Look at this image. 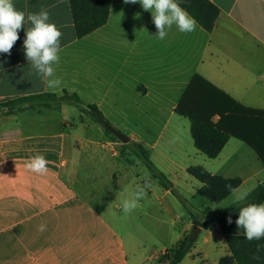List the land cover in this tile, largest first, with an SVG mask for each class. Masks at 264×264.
<instances>
[{
  "label": "crops",
  "instance_id": "0c3cea01",
  "mask_svg": "<svg viewBox=\"0 0 264 264\" xmlns=\"http://www.w3.org/2000/svg\"><path fill=\"white\" fill-rule=\"evenodd\" d=\"M209 1L219 10L210 33L198 25L182 33L173 25L160 40L151 12L140 3L111 0L106 24L78 39L68 0H13L26 13L47 9L62 31L59 62L53 65L61 84L47 87L27 61L23 41L31 25L26 22L11 54L0 53V103L48 91L77 94L129 142L146 148L171 190L194 205L189 216L169 190L152 181V199L146 200L152 204V227L161 229L163 239L152 233V249L146 250L119 229V192L96 207L78 189V167L95 141L103 142L105 151L118 142L101 137L100 126L74 106L0 115V264H159L193 226L200 232L179 264H218L229 255L217 224L203 211H222L241 192L252 191L264 181V164L233 138L215 159L206 158L191 137L178 136L179 119L188 128L189 122L174 109L192 77L199 76L240 105L264 110V0ZM37 154L48 161L46 174L24 167ZM199 165L211 175L239 178L241 185L219 203L201 202V184L186 172ZM215 240L221 242L218 252Z\"/></svg>",
  "mask_w": 264,
  "mask_h": 264
},
{
  "label": "trees",
  "instance_id": "16d2710c",
  "mask_svg": "<svg viewBox=\"0 0 264 264\" xmlns=\"http://www.w3.org/2000/svg\"><path fill=\"white\" fill-rule=\"evenodd\" d=\"M178 2L205 32L212 31L219 14L214 4L209 0H178ZM68 4L76 37L81 39L106 24L111 0H68ZM59 105L76 107L81 114L93 119L107 137L120 144L103 127L101 121L107 124L109 122L94 105L86 106L77 94L65 90L59 94L48 91L0 103V115L7 117L32 109H48ZM174 112L188 120L194 148L206 158L215 159L226 142L233 138L251 148L259 161L264 164V110L244 107L201 77L194 76L178 99ZM214 116L218 117L217 122H213ZM126 149L131 150L154 174L161 188L174 194L170 182L150 161L149 151L146 148L132 142L120 144L121 154ZM186 172L201 184L197 194L213 203L221 202L232 193L225 187L226 185L230 184L233 189L241 185L239 178L211 175L201 166H190ZM179 201L185 206L188 215L192 216L185 203L180 199ZM252 203H264V181L258 183L243 201L232 203L219 212H213L210 208L203 211L217 224L229 252V255L221 258L218 264H264V238L249 241L245 238L244 229L237 228L235 224L239 209ZM229 215L233 221L231 224L228 223ZM188 237L189 235L185 236L174 248L167 251L160 258L159 264H179L195 242V240L189 242Z\"/></svg>",
  "mask_w": 264,
  "mask_h": 264
},
{
  "label": "clouds",
  "instance_id": "9594fccd",
  "mask_svg": "<svg viewBox=\"0 0 264 264\" xmlns=\"http://www.w3.org/2000/svg\"><path fill=\"white\" fill-rule=\"evenodd\" d=\"M125 4L140 3L145 11H150L152 21L156 28V36L164 40L167 29L173 25L182 33H191L196 30L197 21L188 11L180 6L178 0H123ZM29 22L31 27L25 29ZM25 29L23 48L27 61L35 72L49 88L60 86L61 80L55 78L54 64L59 62L58 53L61 50L62 31L53 22L50 14L42 8L38 13L17 10L13 0H0V53L11 54V49L19 39V30ZM48 161L43 155L37 154L25 161L24 167L37 174H46ZM152 187L149 178L145 177L143 186L130 198L124 199L122 208L125 214H130L139 206V201L146 197V189ZM230 192L237 190L232 186H225ZM248 193L241 192L236 196L237 201L246 199ZM232 217L229 215L228 223ZM237 228L244 229L245 238L249 241L264 238V203L248 204L239 209L238 218L235 220ZM44 230V226L40 227Z\"/></svg>",
  "mask_w": 264,
  "mask_h": 264
},
{
  "label": "rangeland",
  "instance_id": "374dc122",
  "mask_svg": "<svg viewBox=\"0 0 264 264\" xmlns=\"http://www.w3.org/2000/svg\"><path fill=\"white\" fill-rule=\"evenodd\" d=\"M179 120L180 121H178L176 128L178 136L181 137V140L183 141H190L189 128L185 123L187 121L183 119ZM180 122L184 125H181ZM99 130V133L103 135L101 137H105V134L100 127ZM92 136V139L95 140V133H93ZM95 143L96 145H93V150H91L90 155L87 156V154H84L85 158L81 159L80 166L78 167V189H81L82 193H84L87 199L96 207H100V204L104 203V200L111 202L110 200L113 199L117 192H119L120 196L116 201V206L118 209L117 211H119L122 216L121 225L119 227L120 231L124 236L126 235L127 238L131 236L135 242L142 243L146 250H149V248L152 249V233H157V239H163L161 229L159 230V228L157 229L152 227V218L150 217L152 204L146 200V197L148 196L151 197L150 200L152 199V187L146 189V197L139 201V206L130 214L124 213L122 202L124 199L130 198V195L133 196L135 194V190L137 192L143 186L145 177L150 179L151 184L152 181L155 182L156 187L159 186L158 180L154 177V174H152L144 166L142 161L131 152V150L126 149L123 151V154H121L120 146L116 143L112 146V149L108 148L105 151V149L100 147L103 142L101 143L95 141ZM97 149H100L99 152ZM102 157L103 159H101ZM187 178L189 181H193L197 184V181L191 177ZM133 186L135 187V190ZM172 195L178 200V202H180L175 191ZM197 198L201 202L214 204L203 197L199 196ZM187 203H189L188 206L185 204L187 207H192L194 205L191 201ZM181 205L185 210V206H183V204ZM149 209L151 210L149 211ZM201 240L202 235L199 236L197 242H201ZM220 245L221 242L219 240H215L213 252L220 251ZM174 247L175 245L172 248Z\"/></svg>",
  "mask_w": 264,
  "mask_h": 264
},
{
  "label": "water",
  "instance_id": "95a60500",
  "mask_svg": "<svg viewBox=\"0 0 264 264\" xmlns=\"http://www.w3.org/2000/svg\"><path fill=\"white\" fill-rule=\"evenodd\" d=\"M103 127L110 133L112 134L121 144H127L129 142V138L121 133L120 131L116 130L109 124H107L105 121H101ZM200 229L197 226H193L191 229V232L189 234V242H193L197 235L199 234Z\"/></svg>",
  "mask_w": 264,
  "mask_h": 264
}]
</instances>
